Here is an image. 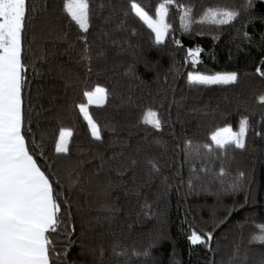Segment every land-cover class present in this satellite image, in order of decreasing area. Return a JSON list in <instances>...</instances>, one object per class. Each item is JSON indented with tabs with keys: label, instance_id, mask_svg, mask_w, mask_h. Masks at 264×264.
Instances as JSON below:
<instances>
[{
	"label": "trees",
	"instance_id": "16d2710c",
	"mask_svg": "<svg viewBox=\"0 0 264 264\" xmlns=\"http://www.w3.org/2000/svg\"><path fill=\"white\" fill-rule=\"evenodd\" d=\"M27 2L22 134L59 193L55 264H264V244L252 242L264 224V0H174L159 44L131 4L155 16L163 0H89L87 32L65 0ZM209 9L238 15L213 23ZM189 72L238 79L205 85ZM97 86L106 100L88 110L100 139L79 109ZM244 117L243 149L210 140ZM64 129L69 151L57 153ZM193 231L212 238L192 244Z\"/></svg>",
	"mask_w": 264,
	"mask_h": 264
},
{
	"label": "snow or ice",
	"instance_id": "6c2138e0",
	"mask_svg": "<svg viewBox=\"0 0 264 264\" xmlns=\"http://www.w3.org/2000/svg\"><path fill=\"white\" fill-rule=\"evenodd\" d=\"M173 3L174 0H163L156 11V19L149 16L140 4H131L135 14L155 33L157 44L162 43L168 34L170 25L166 22V17L168 6ZM252 3L253 0H248V7ZM63 7L81 30H89V0H65ZM29 11L27 0H0V264H55L54 257L57 254L50 237L51 234L58 233L65 224L61 217V203L58 202L59 193H55L53 183L38 166L26 144L25 135L22 134L25 123L22 88L27 71V66L22 61V33ZM189 13L190 9H186L185 15L181 16L182 23ZM237 15L238 12L233 10L209 9L205 18L213 23L227 24ZM184 26L187 29L188 25ZM174 42L180 43L178 40ZM188 55L198 56L199 50L194 52L189 49ZM257 71L264 76L259 68ZM237 79L236 72L215 75L188 73L190 82L205 85H227L235 83ZM106 95V89L99 86L94 91L85 93L88 105L103 103ZM259 101L264 103V96H260ZM88 105H79L80 112L91 127L92 135L100 139V131L87 111ZM147 117L151 119H146V123L153 124L156 129L161 127V121L155 112L149 110ZM247 131L248 119L244 117L239 123L238 131L234 132L230 126L218 129L211 134L210 140L221 149L231 144L243 149ZM70 136V131H60L59 140L55 144L57 153L69 151L66 137ZM204 147L211 148V144ZM257 227L261 234L255 235L252 242L264 244V224ZM205 238L210 240L212 234L201 235L193 231L188 237L192 244L204 243ZM141 254L147 256L148 252L133 253Z\"/></svg>",
	"mask_w": 264,
	"mask_h": 264
},
{
	"label": "rangeland",
	"instance_id": "374dc122",
	"mask_svg": "<svg viewBox=\"0 0 264 264\" xmlns=\"http://www.w3.org/2000/svg\"><path fill=\"white\" fill-rule=\"evenodd\" d=\"M141 6V5H140ZM142 7V6H141ZM143 8V7H142ZM144 9V8H143ZM158 9V8H157ZM145 10V9H144ZM146 11V10H145ZM147 12V11H146ZM148 13V12H147ZM149 14V13H148ZM149 16H151L153 19H156L157 17H156V15L155 16H153V15H150L149 14ZM166 39V36H165V38H164V40ZM203 75H206V74H203ZM215 75V74H214ZM99 87H102V88H104L103 86H99ZM105 89V88H104ZM92 91H94V90H92ZM87 98V97H86ZM105 100H106V98L104 99V101H103V103L105 102ZM103 103H99V104H103ZM85 105H88V101L86 100V102L84 103ZM93 104H98V103H93ZM89 106V105H88ZM88 106H87V111H88V113H89V110H88ZM154 112V111H153ZM83 114V113H82ZM89 115H90V113H89ZM90 117H91V115H90ZM91 119L93 120V118L91 117ZM146 119H151V117H147L146 116ZM93 122L95 123V121L93 120ZM96 124V123H95ZM96 126H97V124H96ZM228 126H230V125H226V126H223V127H221V128H219V129H223V128H225V127H228ZM231 127V126H230ZM97 128H98V126H97ZM232 128V127H231ZM90 129H91V127H90ZM99 129V128H98ZM64 130H68V131H70L69 129H64ZM218 130V129H217ZM216 130V131H217ZM232 130L235 132V131H238V129H234V128H232ZM92 131V130H91ZM216 131H214V132H216ZM71 132V131H70ZM213 132V133H214ZM69 138L70 137H66V139H67V142L69 141Z\"/></svg>",
	"mask_w": 264,
	"mask_h": 264
}]
</instances>
